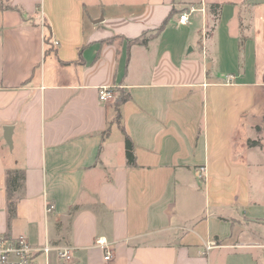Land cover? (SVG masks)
Masks as SVG:
<instances>
[{
	"label": "crops",
	"instance_id": "obj_1",
	"mask_svg": "<svg viewBox=\"0 0 264 264\" xmlns=\"http://www.w3.org/2000/svg\"><path fill=\"white\" fill-rule=\"evenodd\" d=\"M0 1V233L71 247L37 264H264V0Z\"/></svg>",
	"mask_w": 264,
	"mask_h": 264
},
{
	"label": "built area",
	"instance_id": "obj_2",
	"mask_svg": "<svg viewBox=\"0 0 264 264\" xmlns=\"http://www.w3.org/2000/svg\"><path fill=\"white\" fill-rule=\"evenodd\" d=\"M204 11V8H196L195 6L189 7L187 10L181 12L178 16L179 24H187L191 13L195 11ZM234 80L233 75H227L225 77V83H232ZM99 100L108 102L114 99L115 91L112 87L101 86L99 87ZM97 243L103 245L106 248L105 259L110 260L112 258V252L108 249L104 240L98 239ZM215 246V243H212ZM54 250L57 256L64 261L71 260V247L69 246H52L48 243L35 247L29 243L27 238L23 235L8 236L4 233H0V264H37L36 257L40 253H48Z\"/></svg>",
	"mask_w": 264,
	"mask_h": 264
},
{
	"label": "trees",
	"instance_id": "obj_3",
	"mask_svg": "<svg viewBox=\"0 0 264 264\" xmlns=\"http://www.w3.org/2000/svg\"><path fill=\"white\" fill-rule=\"evenodd\" d=\"M0 7L3 8H9V6L4 7V5H2L1 1H0ZM167 19L163 21V23L161 25H159L151 34H149L148 36L145 35H141L140 37H136L133 39H129L128 42L129 43H137V44H145L147 43V41L157 35L166 25ZM129 95L124 92L123 90H118L115 97H114V106H115V110H116V119L117 121L120 120V105L126 101L128 99ZM255 130L257 132H260L262 130H264V124L263 126H259L256 125L255 126ZM106 132H103L102 134L104 135ZM125 155H126V159H127V163L129 165H134L135 164V155H134V150H133V143L131 141V139L129 138V136L127 134H125ZM247 145L249 146H259L260 141L259 139H248L247 140ZM7 189H8V193L9 196L11 194V192H13V190L19 188L22 185V182L24 180V172L21 170H11L7 172ZM9 205L12 206V203H9Z\"/></svg>",
	"mask_w": 264,
	"mask_h": 264
},
{
	"label": "rangeland",
	"instance_id": "obj_4",
	"mask_svg": "<svg viewBox=\"0 0 264 264\" xmlns=\"http://www.w3.org/2000/svg\"><path fill=\"white\" fill-rule=\"evenodd\" d=\"M204 40H206V33L204 32ZM197 44V43H195ZM205 49H210V46H209V43L205 46ZM188 50H189V47H188ZM190 52V51H189ZM189 56L190 57H194L195 56V53L193 52H190L189 53ZM210 56H213V54L211 55L210 54V51L208 52V57L211 58ZM210 61V59H209ZM217 67L216 65L214 66V68ZM213 68V70H214ZM224 75V74H222ZM115 133L120 135V132L119 130H116L115 128ZM237 140H239V136H236ZM257 139H260L257 137ZM124 141V140H123ZM123 147L125 148V142H123ZM253 147V146H252ZM254 149H252L250 151V153L248 154V157L251 161H253L252 163L253 164H256L257 167H255V169L253 168L254 166H252V172L255 170L257 173H258V177H260L261 175L264 176V166H263V160H264V148L261 150L259 148H255L253 147Z\"/></svg>",
	"mask_w": 264,
	"mask_h": 264
},
{
	"label": "water",
	"instance_id": "obj_5",
	"mask_svg": "<svg viewBox=\"0 0 264 264\" xmlns=\"http://www.w3.org/2000/svg\"><path fill=\"white\" fill-rule=\"evenodd\" d=\"M99 20H101V19H99ZM6 142H7L8 144H10L9 138H7V137H6Z\"/></svg>",
	"mask_w": 264,
	"mask_h": 264
}]
</instances>
